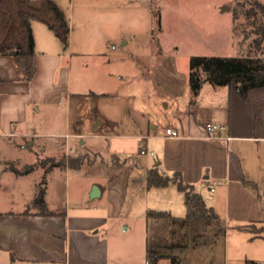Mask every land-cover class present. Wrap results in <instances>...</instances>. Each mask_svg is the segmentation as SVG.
<instances>
[{
  "label": "rangeland",
  "instance_id": "obj_1",
  "mask_svg": "<svg viewBox=\"0 0 264 264\" xmlns=\"http://www.w3.org/2000/svg\"><path fill=\"white\" fill-rule=\"evenodd\" d=\"M245 1L88 0L102 13V18L88 21L95 23L85 33L78 28V17L75 18L72 40L76 50L85 47L88 51L82 57L89 66L86 69L73 64V77L78 80L79 71L97 74L101 66L105 67L111 74L110 80H92L89 84L106 89L108 94L80 97L81 102H74L71 107L70 122L68 105L63 104L54 126L43 128L44 133L38 137L0 136V207L32 195L35 183L44 178L39 160L48 155L77 156L84 160V165L72 171L78 176L75 187L72 186L78 196L75 200L84 201L90 210L106 215L108 221L101 232L112 241L111 264H147V209L169 210L176 217H184L186 206L183 192L174 183L149 188L146 169L161 161L157 151L165 148L163 133L176 106L182 109L189 105L190 57L260 55L253 27L241 13L243 5L245 9L249 7ZM91 51L102 53L90 54ZM74 56L75 60L79 58L78 54ZM157 64H163L162 70ZM162 99L170 105L166 106ZM208 112L200 115L208 116ZM150 122L158 124L156 131ZM20 127L19 131H25ZM139 136H147L144 146ZM30 139L35 143L26 147ZM65 143L70 145L72 154H67ZM5 164L20 170L27 164L38 169L18 178L3 171ZM60 170L52 173L51 193L56 202L64 203L66 182ZM112 171L118 173L112 175ZM123 173L124 176L116 177ZM94 185L110 186L111 194L90 198ZM201 189L210 205L213 193L206 187ZM220 206L222 210H216L223 220L224 201ZM226 226L225 237L212 245L216 229L207 225L202 237L207 242L197 245L190 242L180 256L187 264H232L247 258L264 261V239L254 237L259 228L244 230L235 222H227ZM170 263L169 259L160 258L150 264ZM0 264L5 263L0 260Z\"/></svg>",
  "mask_w": 264,
  "mask_h": 264
},
{
  "label": "crops",
  "instance_id": "obj_2",
  "mask_svg": "<svg viewBox=\"0 0 264 264\" xmlns=\"http://www.w3.org/2000/svg\"><path fill=\"white\" fill-rule=\"evenodd\" d=\"M56 1L66 12L70 27L72 25L66 48L45 23L34 21V78L30 82L21 80L13 59L8 55H0V136L38 137L44 133L41 132L43 128L54 126L63 104L68 105L69 121L71 107L74 102H81L83 98L80 97L87 94H108L104 91L106 89L89 84L92 80H110L111 74L101 65L97 74L85 70L78 72V80L73 77V64H81L86 69L89 66L83 58L88 51L85 47L76 50L72 40L75 18L78 17V28L85 33L90 29L89 25L95 23L88 21L102 18V13H98L88 0ZM108 15L110 13L106 16ZM101 53L91 51L90 54ZM74 54H78L77 60ZM162 65L157 64L159 70H162ZM191 98L192 95H189L188 107L181 109L176 106L175 113L166 122L165 134L163 133L166 145L157 151V158L161 161L158 160L147 168L146 173L157 166L160 171L170 173L169 175L180 171L183 180L193 184L195 191L203 198L201 188L206 187L213 193L210 205L206 204L213 207L219 217L220 212L217 210H222L220 204L224 201L223 220L219 218V222L212 221L209 224L215 229L224 227L223 237L226 235L227 222H235L238 228L244 230L252 227L260 229L264 225V86L253 88L248 100H244L237 93L234 84L214 86L206 82L195 101ZM162 103L170 105L166 99H162ZM203 111H209V115L201 116ZM210 122L224 127L212 131L206 127ZM150 125L154 131L158 129L157 123L150 122ZM19 127L25 128V131H19ZM168 127L178 130L179 136H168ZM137 138L142 146L148 141L147 136ZM33 143L35 140H28L26 147ZM65 147L67 154H72L70 145L65 143ZM141 152L145 153V150L142 149ZM62 156L47 157L60 159ZM124 161L127 162V159ZM7 166L4 165L3 171L13 173L18 178L27 177L38 169L37 166L27 164L24 169L31 167L30 171L17 174ZM81 167L74 168L67 164L53 167L47 172L46 167H43L46 213L40 212L34 204L39 182L35 183L31 196L16 201L17 203H10L8 207H0L1 261L5 264H111L112 241L109 235L101 232L108 221L106 215L90 210L84 201L81 203L75 200L78 196L72 186L75 187L78 176L73 175L72 171ZM58 169L65 174L64 203L56 202L51 193L54 181L52 173ZM115 173L118 172L112 171V175ZM126 176L128 180L127 173ZM92 184L91 181L88 192ZM97 186L101 190L100 195L111 194L110 186ZM242 225H250V228H243ZM254 237L264 239L256 234ZM146 262H152L147 259V247Z\"/></svg>",
  "mask_w": 264,
  "mask_h": 264
},
{
  "label": "trees",
  "instance_id": "obj_3",
  "mask_svg": "<svg viewBox=\"0 0 264 264\" xmlns=\"http://www.w3.org/2000/svg\"><path fill=\"white\" fill-rule=\"evenodd\" d=\"M246 9L243 5L242 14L250 21L252 32L256 34L255 47L260 55L216 56L192 55L189 60L188 83L195 101L204 83L223 86L234 84L237 93L244 100H248L253 88L264 86V2L246 0ZM235 18L237 16L235 15ZM40 21L60 39L66 48L69 45L70 22L66 12L56 0H0V55L10 56L15 64L20 79L30 82L36 73L35 38L32 23ZM46 172L53 167L69 165L80 168L84 160L77 156L47 157L40 161ZM17 174L27 173L30 168L19 170L14 165L9 167ZM147 186H167L175 183L185 195L187 213L184 217H176L167 210L149 208L146 211L147 221V259L168 258L170 264H187L180 256V252L188 248L190 242L195 245L207 242L204 228L212 221L219 220V215L213 207L206 204L200 193L195 191L193 184L182 178L180 171L172 175L154 167L146 173ZM45 177L34 198V204L40 212L46 213L45 205ZM203 225L200 226V223ZM250 225H242L250 228ZM256 235L264 237V225ZM225 228L216 229L211 244L223 237ZM212 264V263H211ZM235 264H264L256 260L247 259Z\"/></svg>",
  "mask_w": 264,
  "mask_h": 264
},
{
  "label": "built area",
  "instance_id": "obj_4",
  "mask_svg": "<svg viewBox=\"0 0 264 264\" xmlns=\"http://www.w3.org/2000/svg\"><path fill=\"white\" fill-rule=\"evenodd\" d=\"M206 127L208 129L212 130V131H217L218 129H221L224 126L221 125V124H217V123L210 122V123H207L206 124ZM166 134L168 136H170V137H177V136H179L178 130H176L175 128H172V127L166 128Z\"/></svg>",
  "mask_w": 264,
  "mask_h": 264
},
{
  "label": "water",
  "instance_id": "obj_5",
  "mask_svg": "<svg viewBox=\"0 0 264 264\" xmlns=\"http://www.w3.org/2000/svg\"><path fill=\"white\" fill-rule=\"evenodd\" d=\"M100 193H101V190H100L99 186L94 185L92 187L91 192H90V198H95V197L99 196Z\"/></svg>",
  "mask_w": 264,
  "mask_h": 264
}]
</instances>
